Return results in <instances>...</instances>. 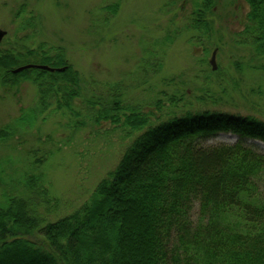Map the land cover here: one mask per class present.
<instances>
[{
	"label": "trees",
	"instance_id": "1",
	"mask_svg": "<svg viewBox=\"0 0 264 264\" xmlns=\"http://www.w3.org/2000/svg\"><path fill=\"white\" fill-rule=\"evenodd\" d=\"M243 1L248 12L239 38L259 62L255 69L264 72V0ZM215 5L201 1L191 30L209 33L207 15ZM25 9L19 6L16 16ZM118 10V2L102 9L107 18ZM159 61L153 60L154 71L161 69ZM27 65L64 71L13 73ZM26 82L36 88L39 106L20 109L0 128V145L9 146L31 127L46 100L67 116L81 97V77L62 48H0V87L12 92ZM111 99L92 106L89 120L135 136L115 169L71 215L54 222L42 217V210L57 209L41 171L50 154L27 151L28 168L36 172L10 184L4 173L10 161L0 159V264H264V154L243 145L264 143V122L205 111L154 124L152 114L123 106L120 95ZM220 133L239 141L200 146Z\"/></svg>",
	"mask_w": 264,
	"mask_h": 264
},
{
	"label": "rangeland",
	"instance_id": "2",
	"mask_svg": "<svg viewBox=\"0 0 264 264\" xmlns=\"http://www.w3.org/2000/svg\"><path fill=\"white\" fill-rule=\"evenodd\" d=\"M202 0H0L1 49L60 47L82 80L74 113L54 112L52 99L35 123L9 146L0 145L8 159L5 182L18 181L28 168L27 151L50 154L41 171L57 209L42 210L45 221L67 217L88 200L96 185L115 169L132 138L107 122L89 120L92 106L120 95L122 105L140 108L164 122L187 113L252 117L264 122V72L239 34L248 6L243 0H215L207 15L209 33L191 30L193 11ZM119 3L107 18L103 7ZM24 13L17 15L19 6ZM207 50V55H205ZM215 52L216 71L209 61ZM161 69L153 70V60ZM29 82L17 91L0 87V128L23 110L39 106ZM161 102L160 107L157 106ZM99 108L98 106H96ZM74 122L83 126L74 127ZM237 136L220 133L200 141L202 147L234 145ZM264 154V143L243 141ZM264 197V184L260 185ZM197 206L192 220H196Z\"/></svg>",
	"mask_w": 264,
	"mask_h": 264
},
{
	"label": "water",
	"instance_id": "3",
	"mask_svg": "<svg viewBox=\"0 0 264 264\" xmlns=\"http://www.w3.org/2000/svg\"><path fill=\"white\" fill-rule=\"evenodd\" d=\"M5 36H6V33L3 32V31H0V44H1V42H2V40H3V38ZM209 64L211 66L212 71H216L215 52H213V54L211 56V59L209 61ZM27 69H39V70H43V71H47V72H54V71L63 72L64 71V69L55 70V69H51V68H49L47 66L27 65V66H23V67H20V68L16 69L13 73H19V72L27 70Z\"/></svg>",
	"mask_w": 264,
	"mask_h": 264
}]
</instances>
